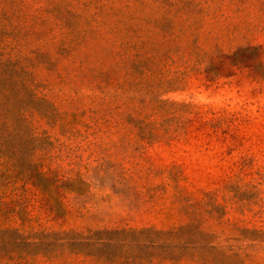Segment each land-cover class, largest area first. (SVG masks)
I'll list each match as a JSON object with an SVG mask.
<instances>
[{"label": "trees", "instance_id": "trees-1", "mask_svg": "<svg viewBox=\"0 0 264 264\" xmlns=\"http://www.w3.org/2000/svg\"><path fill=\"white\" fill-rule=\"evenodd\" d=\"M194 2L0 0V264H264L261 213L231 197L238 181L222 203L191 201L174 168L142 157L192 122L165 93L226 57L145 35L191 25ZM104 180L133 190L140 201L123 202L139 221L98 217L106 201L88 200Z\"/></svg>", "mask_w": 264, "mask_h": 264}, {"label": "rangeland", "instance_id": "rangeland-1", "mask_svg": "<svg viewBox=\"0 0 264 264\" xmlns=\"http://www.w3.org/2000/svg\"><path fill=\"white\" fill-rule=\"evenodd\" d=\"M195 1L185 11L195 17L191 25L148 23L145 35L205 40L226 57L216 65V75L192 74L183 88L165 93L163 99L192 107V122L184 137L144 145L142 157L155 170L174 168L181 196L191 201L222 203L225 185L238 181L231 197L260 210L264 223V0ZM58 89L53 88L54 96ZM98 181L88 200L106 201L98 217L139 221L123 202L140 201L132 189L111 190L110 183L104 180L101 187Z\"/></svg>", "mask_w": 264, "mask_h": 264}]
</instances>
